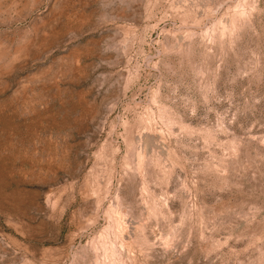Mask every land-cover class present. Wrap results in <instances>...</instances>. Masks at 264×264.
<instances>
[{
  "label": "rangeland",
  "instance_id": "1",
  "mask_svg": "<svg viewBox=\"0 0 264 264\" xmlns=\"http://www.w3.org/2000/svg\"><path fill=\"white\" fill-rule=\"evenodd\" d=\"M0 264H264V0H0Z\"/></svg>",
  "mask_w": 264,
  "mask_h": 264
}]
</instances>
